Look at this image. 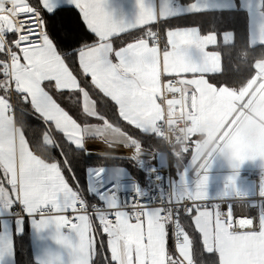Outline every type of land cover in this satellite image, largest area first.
Returning <instances> with one entry per match:
<instances>
[{
	"label": "snow or ice",
	"instance_id": "1",
	"mask_svg": "<svg viewBox=\"0 0 264 264\" xmlns=\"http://www.w3.org/2000/svg\"><path fill=\"white\" fill-rule=\"evenodd\" d=\"M139 6L136 24L129 25L115 19L109 0H0V209L19 205L38 228L54 224L58 242L72 249L73 264H95L94 216L108 237L110 258L104 257L101 264H194L189 228L199 233L206 253L217 254L213 264H264V204H250L258 210L255 219L234 216L232 200L250 195L238 186L237 176L229 177L230 183L215 196L227 201L224 210L219 203L211 208L197 203L213 199L207 191L208 174L201 171L194 182L187 173L178 181L165 182L158 169L146 162L150 153L142 141L98 106V101L111 103L118 120L154 136L153 121L141 123L138 117L158 107L166 87L171 90L174 83H191L213 92L209 77L217 74L213 71L216 56L207 49L218 45L217 34H202L198 26L166 29L162 48L159 30L150 27L161 19L146 0H139ZM72 12L93 36L91 41L65 27L63 16ZM161 12L167 18L166 3ZM138 28L144 30L131 42L122 40L119 48L113 47L114 37ZM57 95L80 109L83 123L58 102ZM17 104L21 113L27 111L24 105H30L45 125L34 144L26 138L23 119L16 117ZM90 119L100 123H89ZM51 129L86 155L94 154L86 148L89 138L131 147V157L115 158L147 167L148 186H141L123 167L109 175L103 166L88 167L87 192L100 201V205L89 204ZM53 149L61 160L52 155ZM126 191L147 203L134 202L132 210H127L119 196ZM149 191L159 194L158 206H152ZM258 196L264 200V187ZM182 215L191 220L190 225L182 222ZM170 232L175 253L168 248ZM72 235L78 237V244L73 245Z\"/></svg>",
	"mask_w": 264,
	"mask_h": 264
},
{
	"label": "crops",
	"instance_id": "2",
	"mask_svg": "<svg viewBox=\"0 0 264 264\" xmlns=\"http://www.w3.org/2000/svg\"><path fill=\"white\" fill-rule=\"evenodd\" d=\"M262 2L263 0H146V3L149 6L153 7L157 17L161 19V23H154L150 25V27H152L153 29H155L156 27H161L160 30H162L161 32L164 43L166 39V29H191L197 26L200 33L202 34L216 33L218 36V41L220 39L219 43H231L234 40V33L231 30H226L221 33L215 31L205 33L201 30L199 25L188 24L173 26L170 24V20L172 18L177 19L178 17L189 16L203 11L240 9L248 13L249 42L252 46L264 45V42H262L264 41V10L262 9ZM165 3L170 9L167 18H164L161 12L162 4ZM194 5L198 6V8L202 10H197V8L193 7ZM109 10H114L115 19L118 22L122 21L123 23L129 25L136 24L140 15L139 0H109ZM143 30V28H138L135 30H130L128 33L122 34V36L114 37L112 40L113 47L119 48L121 46L122 40L131 42L132 39L126 40L124 37L136 32H140L141 34ZM224 36H226L227 39H224ZM207 50L214 51V54L216 56V63L213 71L215 73L220 72L221 55L218 51L217 46H210ZM193 52L195 53V49H193ZM193 58L197 59V61L199 59V57L195 55ZM256 71L257 74L255 75V77L241 89H234L225 85L217 86L211 83L209 87H213V92L209 93L206 87H198L191 83H184L185 90H194L196 93V113L192 117H195L197 120V128L194 132L191 130V121V125L189 127V138L194 137L195 135H204L206 137V140H210V142H212L213 138L216 136L214 140L218 141V135L222 127L231 116L232 121L233 119H240V122L245 121L244 119L245 117H247V163H245L246 165H238L237 168L233 164L229 167L216 170V172L219 171L218 174H216V172L214 174L212 173L211 176L215 177H211V179L208 180L207 187L210 189L217 188V190L215 192L208 193L209 197L217 196V194L223 190L222 185H228L230 183L229 177L238 176L237 171L239 169L264 168V59L259 60L256 63ZM187 75L188 78H191V74ZM166 78L173 79L172 77ZM192 78L202 79L203 77ZM255 79L257 80L254 81ZM58 97L61 96H56L58 102H60ZM161 101L162 99L159 100L158 107L153 108L150 113H144L138 117V121L141 123L148 119L152 120L153 127L150 129V131H155L158 133L160 119L162 116ZM172 102L173 101H169V104H171ZM235 105L238 106L236 111ZM62 106L64 105L62 104ZM98 106L100 105L98 104ZM100 109L107 115L105 106L102 105ZM83 121L84 119H82L81 123H83ZM89 123L98 124L100 122L94 119H90ZM205 145L206 144L202 145L200 149L202 150ZM86 148L94 153L93 155L89 156H99L107 159L100 165L105 167L106 173L111 174L112 169L116 167L126 168L130 173V170L124 164L115 162V157H131L134 154L131 147L121 146L120 144L109 146V144H106L98 138H89L87 139ZM145 150L148 149L145 148ZM148 151L150 155L145 157L146 162L160 165V160L158 159L160 154H155L150 150ZM198 156L199 155L197 154L187 164L185 169L188 170L190 165L196 163ZM126 160L132 162V160L130 159ZM210 162L211 161H209L208 163L210 164ZM109 166H111L112 169H110ZM206 167L207 165L204 166L201 171L206 173ZM138 168L141 171L144 170V168ZM238 178L241 179L239 176ZM177 180L178 179L173 175V181ZM244 181H246L247 184L253 186L252 182L248 180ZM18 206L19 205H13L11 207V215H14H10V219H7V221H9V225L5 226L3 222L4 217L8 216H4V214L0 213V253H2L0 254V264H15L14 235L16 233H22L24 231L26 219L29 222V226L31 229L32 247L37 261H39L41 264H73L74 256L72 249L58 242V233L55 225L50 224L47 228L44 229L38 228L36 222L28 215H26L23 210V217L16 216V208ZM181 219L182 222L189 225L191 224V220L189 218L182 215ZM93 220L95 221V223H98L95 217H93ZM16 221H19L20 223H17ZM61 232H63L65 235L69 234L65 230H61ZM71 239L73 245L78 244V237L72 235ZM168 248L170 250V237L168 241Z\"/></svg>",
	"mask_w": 264,
	"mask_h": 264
},
{
	"label": "trees",
	"instance_id": "3",
	"mask_svg": "<svg viewBox=\"0 0 264 264\" xmlns=\"http://www.w3.org/2000/svg\"><path fill=\"white\" fill-rule=\"evenodd\" d=\"M262 9L264 10V0L262 2ZM63 20L65 27L70 28L78 36H83L89 41L93 39V36L85 29L83 23H81L76 12L64 14ZM170 24L173 26L188 24L199 25L201 30L205 33L210 31L221 33L226 30H231L234 33L233 42L219 43L217 45L218 51L222 57V68L216 75L209 77L211 83L217 86L225 85L234 89H241L257 74L256 63L259 60L264 59V45L252 46L250 44L249 18L246 11L240 9L203 11L189 16L178 17L177 19L172 18ZM54 31L57 38H59L61 35L59 29H55ZM137 35H140V32L130 34L124 38L129 40ZM85 80H87V78H85ZM95 97L96 94L94 92V98ZM58 99L73 117L80 122L84 119L78 107L70 105L64 97H58ZM98 104L100 105V108L102 105L105 106L107 116L110 120L118 122L120 127L142 141L144 148L153 151L155 154L166 151L165 141L158 132L154 131V136L143 135L134 130L131 126H128L122 120H118V117L113 112L111 103L104 105L98 101ZM23 107L27 109V111L21 113V106L17 104L16 117L17 119H23L26 138L29 140L30 144H34V142L40 137L45 125L39 116L32 112L30 105H24ZM51 131L54 138L64 147L73 171L80 180L84 196L87 197L90 203L97 201L95 197H88L89 193L87 192L85 170L88 167H98L107 159L99 156H89L83 151H77L70 144L65 142L64 137L59 132H56L54 129H51ZM197 143L202 145L206 144L207 146L208 143H210V140H206L204 135H195L194 137L189 138L187 148H184L182 142H178L173 147L169 159L172 165V174L175 178L177 177V172L184 170L187 164L193 159L194 148ZM52 155L56 160L62 159L60 153L55 149L52 150ZM115 162L122 163L128 167L132 176L139 181L141 186L145 187L147 185L145 173L136 167L133 162L126 159H116ZM192 165H194V163ZM65 176L69 179V182L72 183L71 175L67 171H65ZM73 187H75V184H73ZM94 232L97 240L96 251L98 253L95 256V264H101L104 257L110 258V251L107 247L108 237L103 233L102 228L98 223H95ZM189 232L194 242L192 249L194 264H213V262L218 259L217 254L206 253L200 242L199 233L191 228H189ZM101 241L103 242V245H101ZM170 252L175 253V247L171 236ZM14 256L15 264H41L37 261L33 252L31 229L27 219L25 221L24 231L14 235Z\"/></svg>",
	"mask_w": 264,
	"mask_h": 264
},
{
	"label": "built area",
	"instance_id": "4",
	"mask_svg": "<svg viewBox=\"0 0 264 264\" xmlns=\"http://www.w3.org/2000/svg\"><path fill=\"white\" fill-rule=\"evenodd\" d=\"M153 30H159V34L161 38L160 43H161V47L163 48L164 41L160 28L156 27ZM162 79L167 80L166 77H162ZM169 101H173V102L169 104ZM161 102H162L161 103L162 116L159 124V134L164 139L166 144V151L168 153V163L162 166H158L157 164L154 163H150V165L155 166L158 169L159 174L161 175V177L164 178L165 182H172L173 174H172V165L169 159V155L172 152L173 147L178 142H182L184 148L188 147L189 127L191 125L190 119L196 113V93L194 90H185L184 83H179V84L174 83L171 90H169L167 87L164 89ZM169 111L172 112L171 115H169L170 113ZM209 149H211V147ZM143 172L146 175L147 186H148L147 167L144 168ZM196 172H197V165L196 166L192 165L191 167H189V173L192 176H195ZM237 173L241 179L248 180L253 183L254 194L252 196H249V198H236L232 200L234 216L237 218L244 216L255 219L257 217L258 210L255 207H250V204L253 202L257 204H264V200H261V198L258 196L260 189L264 187V168H244V169H239ZM105 174L109 175V173H105ZM167 194L168 193L166 190L165 196H167ZM158 195L159 194L156 191H149V196L153 198L152 206L159 205L160 201L159 199H156ZM119 196L121 202L127 204L128 206L127 210L129 211L132 210V204L134 202L147 203V199L141 201L140 198L137 197L131 191L120 192ZM88 197L94 198V196L92 195H89ZM226 202L227 201L222 202L220 199H216L215 197H213V199H210L208 201L197 202V203L206 204L209 206V208L219 203L221 204V210H224V204ZM89 204L100 205V201L97 199V201L93 203L89 202ZM16 214L17 216H21V217L24 216L20 206L17 207ZM68 215L71 216L72 213H68ZM109 218L114 219V217L111 216Z\"/></svg>",
	"mask_w": 264,
	"mask_h": 264
},
{
	"label": "rangeland",
	"instance_id": "5",
	"mask_svg": "<svg viewBox=\"0 0 264 264\" xmlns=\"http://www.w3.org/2000/svg\"><path fill=\"white\" fill-rule=\"evenodd\" d=\"M255 79L254 81H256ZM242 102V101H241ZM239 104V103H238ZM236 106V105H235ZM237 107L235 108V111L237 110ZM169 115L172 114L171 111H169ZM243 113V112H242ZM234 115V113H233ZM232 116L227 120L225 125L222 127L219 135H218V141H215L214 139L216 136L213 138L212 142L208 143V145L204 146V148L201 150L200 147L202 144L197 143L194 148V153H193V158L198 154V159L197 162L194 163V166L197 165V172L195 176H192L189 173V168L184 169L182 171L177 172V179H180V176L187 173L188 179L190 182H194L195 179L197 178V174L201 172V170L204 168V166L207 165L206 167V174H208L209 179L211 177V174L215 173L216 170H219L220 168H226L231 165H235L236 168L238 165L247 163V117H245V121L240 122V119H233L231 120ZM192 121V127L191 130L194 132L195 129L197 128V120L195 117H191ZM190 130V129H189ZM192 132V133H193ZM211 147V149H209ZM201 151V152H199ZM199 152V153H198ZM158 159L160 160V165L162 166L163 164L166 165L168 163V153L167 151H162L159 153ZM199 161V162H198ZM209 161L210 164L208 163ZM208 163V164H207ZM209 165V166H208ZM110 169L111 166H109ZM216 172V174H218ZM237 175V174H235ZM238 177V176H237ZM177 180V181H178ZM238 186L241 189H244L245 192L249 193V196H252L254 194V186L247 184L246 181L241 180L238 178ZM224 184V183H223ZM222 189L226 186L225 184L222 185ZM219 188V187H218ZM217 188H208L207 191L208 193L210 192H215ZM0 213L4 214L3 222L6 225H9L7 219L9 220V216L11 215V208L9 210H3L0 209ZM14 215V214H13ZM11 215V216H13ZM6 218V219H5ZM17 223H20L19 221H16Z\"/></svg>",
	"mask_w": 264,
	"mask_h": 264
}]
</instances>
